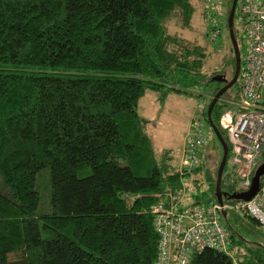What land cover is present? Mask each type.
I'll return each instance as SVG.
<instances>
[{
	"label": "trees",
	"instance_id": "16d2710c",
	"mask_svg": "<svg viewBox=\"0 0 264 264\" xmlns=\"http://www.w3.org/2000/svg\"><path fill=\"white\" fill-rule=\"evenodd\" d=\"M192 1L0 0V264H156L152 207L187 187L190 202L217 200L208 121L201 161L187 171L168 151L155 155L138 113L148 89L163 100L211 84L214 95L224 85L214 78L233 77L232 48L230 77L225 58L207 74L205 47L169 31L190 29ZM231 4L210 30L227 28ZM227 93L211 116L229 146L219 124L235 101ZM237 187L225 165L222 199ZM222 221L227 253L206 249L189 264H264V248L241 235L256 221Z\"/></svg>",
	"mask_w": 264,
	"mask_h": 264
},
{
	"label": "built area",
	"instance_id": "2783aa9c",
	"mask_svg": "<svg viewBox=\"0 0 264 264\" xmlns=\"http://www.w3.org/2000/svg\"><path fill=\"white\" fill-rule=\"evenodd\" d=\"M236 11V23L246 43L238 76L240 89L233 102L236 109L225 111L219 124L228 136L229 171L238 180L235 193H243L264 163V0H237ZM206 109V102L200 100L194 132L186 138L182 157L181 166L187 171L199 164L208 140ZM168 196L167 204L159 202L152 207L158 235L156 264H189L193 253L206 249L227 253L230 238L223 225V210L226 215L252 217L264 236V173L257 192L247 201L222 199L182 205V198Z\"/></svg>",
	"mask_w": 264,
	"mask_h": 264
},
{
	"label": "rangeland",
	"instance_id": "374dc122",
	"mask_svg": "<svg viewBox=\"0 0 264 264\" xmlns=\"http://www.w3.org/2000/svg\"><path fill=\"white\" fill-rule=\"evenodd\" d=\"M194 13L192 16L190 29H179L174 22L168 23V29L171 33H176L184 36L190 41L196 42L205 47L207 57L204 64V71L210 74L214 68H219L223 59L227 60L226 64V77H230L232 65L231 59V40L229 37L228 29L219 27L212 31L210 28L216 24L217 19L216 9L219 10L220 15H224L227 5V0H193ZM237 11L235 12V15ZM235 30L240 37H244V42H239L240 56L244 53L246 46L245 36L238 28L234 20ZM239 37V38H240ZM234 54V53H233ZM228 63V64H227ZM235 68V67H234ZM236 84L229 88L226 92L231 99H236ZM213 85L199 86L189 90L188 94L177 92L169 93L163 100L159 99L156 91L148 89L144 95L139 99V112L146 120L147 133L150 136L154 148V153L158 157L162 151L166 150L171 155V162L180 167L182 164V157L184 153L185 141L189 134L194 132L196 109L200 100H204L208 106L209 98H212L211 90ZM230 109H236L233 104ZM205 131L208 132L209 128L205 125ZM210 144L207 146L206 161L209 167L215 168L220 162L222 157V149L220 143L214 140L210 134ZM218 141V140H217ZM219 144V146H218ZM221 149V150H220ZM229 167V161L226 162V167ZM200 175H189L185 181V185L192 187L191 183L194 178ZM190 188L182 193L179 199H183L184 204H189L191 200L187 199L190 193ZM245 218V217H242ZM242 237L250 242L260 245L264 248V236L257 228L243 229L241 231ZM16 256H10L14 259Z\"/></svg>",
	"mask_w": 264,
	"mask_h": 264
},
{
	"label": "water",
	"instance_id": "95a60500",
	"mask_svg": "<svg viewBox=\"0 0 264 264\" xmlns=\"http://www.w3.org/2000/svg\"><path fill=\"white\" fill-rule=\"evenodd\" d=\"M236 7H237V0H232L231 8L229 11V15L227 18V28H228V33L231 39L232 43V49L234 53V58H235V69L233 73V77L230 80H227L226 78L222 77H216L217 81H221L224 83V85L212 96V99L210 103L207 106L206 109V115H207V121L209 123L210 128L212 129L216 139L221 145L222 148V157L218 165L217 169V176H216V186H215V197L218 202L222 201L223 193L221 191V178H222V173L224 170V167L226 165L227 159H228V154H229V146L227 141L223 138L221 135L220 131L214 124L211 116V112L213 109V106L216 104V102L221 98V96L229 89L231 88L238 80L239 76V70H240V63H241V56H240V49L237 43V40L234 36L233 29H234V17H235V12H236ZM264 173V163L255 171L253 177H252V182L251 186L248 191L243 192V193H232L228 197L229 199H241V200H249L251 199L255 193L258 190L259 187V178L260 176ZM225 196V195H224ZM222 216L223 218L226 217V211H222Z\"/></svg>",
	"mask_w": 264,
	"mask_h": 264
},
{
	"label": "crops",
	"instance_id": "0c3cea01",
	"mask_svg": "<svg viewBox=\"0 0 264 264\" xmlns=\"http://www.w3.org/2000/svg\"><path fill=\"white\" fill-rule=\"evenodd\" d=\"M139 102V101H138ZM138 113L140 114V112H139V105H138ZM141 115V114H140ZM142 116V115H141ZM142 117H144V116H142Z\"/></svg>",
	"mask_w": 264,
	"mask_h": 264
}]
</instances>
